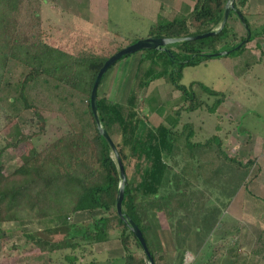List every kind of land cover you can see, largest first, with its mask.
<instances>
[{"label":"trees","instance_id":"1","mask_svg":"<svg viewBox=\"0 0 264 264\" xmlns=\"http://www.w3.org/2000/svg\"><path fill=\"white\" fill-rule=\"evenodd\" d=\"M24 1L0 0V106L6 126L0 155L33 140L15 121L27 109L38 114L62 113L75 127L41 148L33 146L29 156L9 173L0 160V223L21 224L51 217L53 225L23 233L22 250L59 252L62 258L57 264H147L140 243L116 212L120 176L90 105L93 81L113 53L74 54L45 40L44 31L40 37L39 0L27 15L30 30L24 24L20 26ZM50 1L55 4V0ZM193 1L192 10L185 15L172 19L158 15L145 37L121 40L127 45L146 37H186L220 26L226 0ZM247 3L234 0L229 22L214 35L168 43L165 47L169 53L161 49L138 51L125 101L105 97L96 100L100 123L111 137L125 171L122 212L141 230L154 264H186L184 255L201 249L255 162L254 158L241 161L224 152L226 136L220 137L222 128L218 124L215 132L202 141L193 140L199 131L193 123L184 122L181 130L177 128L180 110L192 112L205 105L190 86L180 83L182 69L208 58L240 57L248 43L264 39V14L249 12ZM157 79L182 93L183 106L175 110V117L167 115L166 123L153 127L146 120L148 110L141 102V92ZM200 87L216 97L205 107L208 113H215L226 94L202 84ZM95 210L106 211L107 215L69 221L76 212ZM161 219L173 241L172 254L159 250L153 238V231L163 226ZM234 230L239 229L235 226ZM113 237L120 242L123 255L102 261L92 256L79 262L85 254H92L93 244ZM237 245L218 244L214 256L201 264H224V254L231 262L236 261Z\"/></svg>","mask_w":264,"mask_h":264},{"label":"rangeland","instance_id":"2","mask_svg":"<svg viewBox=\"0 0 264 264\" xmlns=\"http://www.w3.org/2000/svg\"><path fill=\"white\" fill-rule=\"evenodd\" d=\"M66 1L59 0L61 3ZM150 1L157 2V0ZM181 1L187 4L194 3L193 0ZM164 2L163 9H160V16L167 19L174 18L176 14L179 15V8L183 9L177 2L174 4L173 1L171 3L168 0ZM40 3L42 18L38 28L40 37L44 36L42 32L44 31L45 40L74 54L87 52L106 56L115 53L117 46L123 45L122 47H124L125 45L122 38L145 37L154 21L151 14L145 13L143 7H140L143 4L137 5L135 0H104L105 4L102 6H99L98 2L97 7L101 14L84 22L61 10L58 0H55V4H51L50 0H39ZM249 3H254L252 6L255 7V11L253 12L264 14V0H248L246 9L249 8ZM35 6H37L35 0L24 1L21 12H19L18 23L20 26L24 24V27L30 30L27 15ZM94 7L93 5L92 8L94 9ZM248 11L251 12L249 9ZM256 42L260 44L259 48L255 46ZM240 57L241 59H239ZM240 57L208 58L199 64L188 65L182 69L180 83L186 87L190 86L196 98L205 105L192 112L180 110V122L177 128L181 130L184 122L193 123L194 128L199 130L193 140L202 141L204 137L207 138L215 132V125L218 124L222 128L218 134L221 138L226 136L222 146L224 152L227 150L228 156L241 158L245 161L253 155L249 138L254 134L264 136V39H256L248 43L247 51ZM137 58L138 53L135 52L112 65L105 72L98 86L97 98L105 97L117 102H124L135 72ZM159 80L151 82L141 92V102L145 103L148 110L146 120L153 127L160 123H166L167 115L175 117V110L183 106L182 93L171 84L165 83L162 79ZM200 84L226 94L215 113H208L205 107L206 105L210 106L216 97L205 93ZM41 117L44 119L43 124H41ZM4 121L1 117L0 106V146L1 136L6 130ZM15 121L24 133L32 136L33 140H28L14 149L2 152L0 160L6 173L13 171L22 163L29 156L33 146L41 148L46 143L69 132L70 128L75 127L62 113L43 111L38 114L32 109L23 111ZM112 157L115 160L113 153ZM252 174L251 172L247 175L243 185L244 189L250 186L248 184L252 179ZM245 190L250 194V190ZM100 213L103 216L107 215V212L103 210L83 211L81 219L88 221L94 217L98 218ZM73 215L69 218L70 222H72ZM161 223L166 229V224L162 219ZM53 224L51 217L21 224L16 222L0 223V264H57L58 260L62 258V254L59 252L49 254L32 251L27 253L22 250L24 232L38 230ZM230 225L235 226L236 224ZM234 228L229 229L225 234L221 232L223 239L219 242V238L211 237V241L204 243L196 254L187 252L184 255V262L186 264H201L209 256L213 257L212 254L217 250L216 246L224 242L231 247L238 244L236 261L231 262V259L224 254V264H264V232L253 230L249 235L238 236ZM155 234L153 237L157 238L156 243L159 250L164 249L169 253L174 251L173 241L167 230L155 231ZM109 241L115 243L110 244L107 252L103 247H100L101 245L93 244L92 254H85V259L80 258L79 262L88 261L92 256L102 261L123 255L118 239L113 237Z\"/></svg>","mask_w":264,"mask_h":264},{"label":"crops","instance_id":"3","mask_svg":"<svg viewBox=\"0 0 264 264\" xmlns=\"http://www.w3.org/2000/svg\"><path fill=\"white\" fill-rule=\"evenodd\" d=\"M137 5H142L140 7H143L145 13L149 12L151 14L152 19H156L158 15H160L161 10L163 9V6L165 4L164 1L166 0H157L150 1V0H135ZM170 3L173 1L177 4H180V7L183 9L178 10V14H186L189 13L192 10V4H187L186 2H182L181 0H168ZM99 2V6L105 4L104 0H67L65 3H61L58 0V4L60 3L61 10L67 12L71 17L79 20V21H89L91 17H98L101 13L98 9L97 5ZM254 3H249V10L251 12L255 11V7H253ZM93 5L95 6L94 9L92 8ZM91 13L93 14L91 16ZM177 15V14H176ZM159 79L155 80L158 81ZM160 81V80H159ZM154 82V81H153ZM149 86V85H148ZM249 141L251 142V153L253 154L251 158L255 159L254 164L252 165V168L249 173L252 174V179L250 180V183L248 184V188L245 189L250 190V194L241 186L231 199L230 203L226 207L225 210L222 211L220 220L221 223L217 225L216 229L210 234V236L207 238V240L204 242L211 241V237L221 238L222 234L227 233L229 229H233L235 226L238 227V231L236 232L238 236H246L251 234L253 230H259L261 232H264V136L254 134L249 138ZM229 143L228 140L226 142ZM238 149V148H237ZM227 154V150L225 151ZM230 155V154H229ZM243 161L241 158L239 159ZM98 211V210H95ZM81 212H76L73 215L72 222H82L84 219H81ZM100 216H103L101 213ZM99 216V217H100ZM75 217V218H74ZM95 218V217H94ZM97 218V217H96ZM232 223H235L236 225H230ZM168 231L169 230L164 226H162L160 229L155 230L157 232L159 231ZM155 231H153V235L155 234ZM246 231V232H244ZM248 231V233H247ZM170 235V233H169ZM171 237V236H170ZM154 238V237H153ZM223 238V237H222ZM157 238H154L156 241ZM172 239V238H171ZM115 242H112L107 240L103 242L95 243L100 247H103L104 251L107 252L109 247L114 244ZM203 243V244H204ZM111 244V245H110Z\"/></svg>","mask_w":264,"mask_h":264},{"label":"water","instance_id":"4","mask_svg":"<svg viewBox=\"0 0 264 264\" xmlns=\"http://www.w3.org/2000/svg\"><path fill=\"white\" fill-rule=\"evenodd\" d=\"M233 3H234V0H226L225 6H224L223 19L221 21L220 26H218L217 28H213L207 32L195 34L192 36H186V37H168V38L146 37L143 39H139L135 42H132L130 44H127L126 46L122 47L121 49H119L118 51L110 55L104 61V63L98 70V73L93 81V85H92L91 92H90L91 111L95 117V121H96L100 134L103 136V138L106 140V142L111 148V152L114 155L115 162L117 164V168H118V172L120 176V182L118 185V192H117L116 204H115L116 212L121 218H123L127 222L130 230L133 232L134 236L140 243V246L147 258V264H154V263H153V258L147 249L145 239L143 238L141 230L139 229V227L133 220H131L130 218L126 217L123 214L122 209H121V201L123 199V188L125 185L126 176H125L123 164L121 162L117 149L111 137L108 135V133L106 132V130L102 127L100 123L98 112H97V106H96L97 89H98V86L105 72L122 57H126L132 53L145 50V49H161L169 53L170 51L165 47L168 43L179 42V41H184V40L200 39V38H204V37H208V36L216 34L217 32H219V30L224 26L226 22H229V15H230V11L233 9ZM243 42H240V44L237 45L235 48H238Z\"/></svg>","mask_w":264,"mask_h":264}]
</instances>
